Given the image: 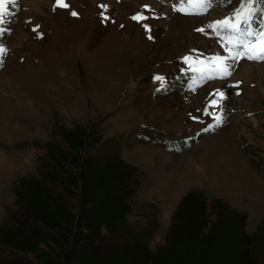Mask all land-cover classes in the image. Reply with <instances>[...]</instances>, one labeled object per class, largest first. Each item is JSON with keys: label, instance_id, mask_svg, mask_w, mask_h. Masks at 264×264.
Returning <instances> with one entry per match:
<instances>
[{"label": "rangeland", "instance_id": "obj_1", "mask_svg": "<svg viewBox=\"0 0 264 264\" xmlns=\"http://www.w3.org/2000/svg\"><path fill=\"white\" fill-rule=\"evenodd\" d=\"M65 2L69 8L56 0L34 8L17 0L0 23V47L11 50L0 67V224L14 207L15 182L37 174L58 126L97 122L141 169L129 220L147 231L151 248L164 243L180 198L193 187L245 211L247 231H257L264 221V62L236 63L232 75L242 60L258 65L241 86L232 75L205 80L193 70L229 55L231 45L208 28L222 7L213 3L205 16L180 14L173 0ZM141 13L149 19H132ZM229 105L244 111L215 126ZM12 257L0 246V260Z\"/></svg>", "mask_w": 264, "mask_h": 264}, {"label": "trees", "instance_id": "obj_2", "mask_svg": "<svg viewBox=\"0 0 264 264\" xmlns=\"http://www.w3.org/2000/svg\"><path fill=\"white\" fill-rule=\"evenodd\" d=\"M54 136L37 174L15 182L0 224V246L14 257L0 264L264 263V221L249 233L245 211L198 187L182 195L164 243L151 248L129 220L141 169L97 122L60 124Z\"/></svg>", "mask_w": 264, "mask_h": 264}, {"label": "snow or ice", "instance_id": "obj_3", "mask_svg": "<svg viewBox=\"0 0 264 264\" xmlns=\"http://www.w3.org/2000/svg\"><path fill=\"white\" fill-rule=\"evenodd\" d=\"M17 0H0V23L6 22V16L10 15L9 9L5 6L6 4L15 5ZM213 0H188V7L185 8L183 2L180 3L179 7L172 4L171 7L175 11L185 14H203L207 9L212 7ZM56 6L60 8H69L70 5L65 0H56ZM101 8L106 7L101 5ZM148 8L147 5L144 6ZM72 16H77L78 13L75 11L71 12ZM158 18V17H155ZM134 21L148 20V16H144L142 13L133 16ZM147 32H151V27L148 24L143 25ZM208 28L212 30L213 34L221 39H226L228 44L231 45L227 48L228 57L214 56L209 61L212 67L208 69L194 68L193 70L200 73L201 79H224L232 75V69L236 63L246 58L249 61H260L264 62V0H241L239 7L234 10V13L223 19L212 22L208 25ZM221 30H226V34L221 36ZM35 31V29H34ZM197 31L204 32L205 29H197ZM2 34V33H0ZM148 39H153L151 35H148ZM6 52V49L0 47V57ZM228 59L231 63H228ZM185 62H189L190 57L184 58ZM203 64L204 61H199ZM3 60L0 58V66H2ZM164 77L155 76L154 80L163 82ZM225 94L219 93L217 99L210 101V107L216 106L219 103L220 97ZM209 113L205 110V115ZM217 125L221 121V117L217 116Z\"/></svg>", "mask_w": 264, "mask_h": 264}, {"label": "bare ground", "instance_id": "obj_4", "mask_svg": "<svg viewBox=\"0 0 264 264\" xmlns=\"http://www.w3.org/2000/svg\"><path fill=\"white\" fill-rule=\"evenodd\" d=\"M22 1H24L26 4H28V5H30V6H32L34 8H38L41 5V3H44L45 2V0H22ZM168 1H170V0H168ZM41 6L43 8V4ZM6 7L8 8V4H6ZM179 16L182 17L183 19H185L187 17L186 15H179ZM257 66H258L257 64H252L249 61L242 60V61H240L237 64L236 69H235L236 71H234L231 79H237V78L238 79H248L247 76H246V74L248 73V71L251 68L252 69L256 68ZM217 82L220 83V84H223L226 81L217 80Z\"/></svg>", "mask_w": 264, "mask_h": 264}, {"label": "crops", "instance_id": "obj_5", "mask_svg": "<svg viewBox=\"0 0 264 264\" xmlns=\"http://www.w3.org/2000/svg\"><path fill=\"white\" fill-rule=\"evenodd\" d=\"M181 199V198H180Z\"/></svg>", "mask_w": 264, "mask_h": 264}]
</instances>
